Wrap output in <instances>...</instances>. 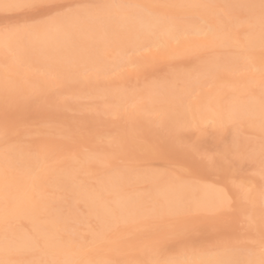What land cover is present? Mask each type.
<instances>
[{"label":"rangeland","instance_id":"rangeland-1","mask_svg":"<svg viewBox=\"0 0 264 264\" xmlns=\"http://www.w3.org/2000/svg\"><path fill=\"white\" fill-rule=\"evenodd\" d=\"M107 1L114 4L125 5H135L136 3V0H60V2L66 4H101ZM209 4L224 5V3L219 0L210 1ZM213 10H215L216 14L210 12L212 14H210L209 17L198 19L199 17L196 13H193L195 15L191 13L189 16H192V19L196 18L195 20H198L199 24H204L203 22L205 20L208 21L211 19L216 22L217 18H220V16H228L229 11L227 12L225 8H213ZM230 10L232 11L230 14L232 13L233 16H238V14L242 16L238 24L248 19V14L244 9L237 7L235 9L231 8ZM184 18L188 17H183L177 21L179 22ZM208 22V24L211 25L210 21ZM215 25L218 26V23ZM227 28L228 27H226V30ZM234 30L236 32V29ZM244 31H246V28L239 29L241 38L243 37ZM146 44L139 49H129V52L127 51L130 53H127V56L130 57L132 55L130 61H136V58H138L137 61H139L136 64L139 65L135 66V62L133 65L132 62H129L131 63L129 66L130 68L125 67L128 66L126 65L128 64L127 61L125 65L124 62L117 67L107 65V69L103 73H95V70L92 68L83 69L81 73L83 77H85L84 80L87 81L86 78H88L89 82L95 81V86L97 87L98 85L99 87L97 91H95V87L91 88L89 85L87 86V82L84 81L83 78L81 79V77H76L75 79L77 81H75V79L71 80L73 78H69L66 81L65 77L62 79V74L59 73V71H49L44 67L30 65L25 61L20 64L21 62L19 63L16 60L15 62L18 63H16V67H18L16 69L20 71V73H18L20 78L19 81L23 85L25 92L37 95L46 94L55 101L52 109H41L33 105L28 110L25 117L17 122L16 129L18 135L15 140L16 145L19 147L22 146L25 149L27 148L26 150H28L30 154L36 150L34 154L38 151L36 154H42V156L48 155L49 157L47 156L46 160L41 161L43 164L52 167H57L59 164L63 163V165H67L68 163L79 162L80 158L91 153L100 154L101 163L94 161L92 164L96 166L88 170L80 169V171L76 173L77 181L88 182L89 184L94 182L91 175H97L103 171L124 169L125 167H127V169L131 168L135 172L140 170L147 171L148 169L156 172L168 171L171 175L176 176L179 173L173 170L174 159L177 158L178 154L190 150L193 146L199 149L200 152H207L209 155L226 151L230 152L240 158L242 167L233 169L227 177L211 169L196 170L190 175H187L194 180L199 179L197 181H201L202 183L209 182L208 184L215 186H225L223 189L229 190V198L224 206H220L213 210H201V215L196 221V227H189L186 231L184 230V219L187 211L177 216H168L169 218L166 217L168 220L160 218L162 221L155 217L149 216L146 217L147 219L144 217L145 219L134 221V225L130 223L133 226L128 225L129 228L131 227L130 229L127 228V224L122 225L121 222H119L117 223L118 228L122 226L121 229H119L120 231L116 232L114 249L112 247L107 248L106 252L114 253L116 247V252L118 250L122 256L128 257H126L124 261L143 259L146 258L143 251L145 245L150 244L158 236H174L176 232L181 231L185 232V243L170 244L169 255H187L193 252V248L206 253V250L212 248L221 240L246 239L245 232L248 227L247 217L250 214L247 203L242 200L240 195H236V191H238V185H244L246 183H249V186L252 184L251 187L254 184V188L258 187L256 189L260 191L264 190V178L260 175V165L258 161V152L262 135L259 125H257V127L251 124H243L242 121H234L232 123H222V125L218 126L211 118L206 117L203 118V120L194 119L189 122H180L175 126L172 124L168 127L161 123V112L156 109V107H153L155 108L154 110H156L153 111L151 108L152 106H148L145 103V99L139 95V92L148 82H160L168 79L167 77L171 74L183 73L185 72L184 70L192 71L191 69L194 70L199 66L202 60L215 58L218 57V55L223 56L224 53L232 55L234 52L238 53L239 48L229 45L220 46V48L205 46L201 48L200 51L189 53L174 54L172 52H164V55L162 54L160 57H155L153 55L152 58L154 60L149 58L147 62L145 59L147 57L145 52L148 53L149 49L155 51L156 47L150 43L148 46L151 47L147 48ZM241 47L244 46L242 45ZM258 49H260V47H258ZM222 51L223 53H221ZM251 51L253 52V49H250V55ZM109 53L111 52L109 51ZM133 53L137 56L135 57ZM236 53L233 55H237ZM138 55L142 57L140 58ZM259 56L261 58V52H259ZM241 57L242 56H240V59ZM251 57L253 58L254 56L251 55ZM109 58L110 56L107 57V59L111 61ZM241 60L240 65L237 67L231 69L223 68L224 71L221 69L224 75L226 76L225 73H227V76L231 75L230 78L237 79L244 71L250 74L251 72L254 74V72L256 73V71H258L255 66H247L246 63L248 60L244 57ZM251 62L249 63L253 65ZM242 64H244L243 67ZM122 66L124 67L122 68ZM3 67L4 64L0 63V68ZM124 70L125 72H123ZM9 72L11 71L9 70ZM11 74L13 73L11 72ZM32 76L33 79L43 77L46 80L44 81L45 84L42 85V83L39 85V83L35 84V82H32L33 84L31 82L28 84L29 79L32 80ZM119 76H121V78ZM254 76H256L257 79L255 77V79L252 78L251 81L247 82L252 90L258 88L256 83L258 82L257 80H260V73L258 72ZM226 77L225 81L229 78ZM214 78V73H211L202 75L198 80L199 82L191 86H186V88L181 84L178 89L182 90L184 88L186 92V94L182 96V102L187 104V102L193 100L199 93L201 94L202 90H211L212 87L216 85V81L215 84L213 83ZM78 79L83 81L80 82ZM68 81L72 82V84L69 85L70 82ZM177 81L180 80H175L173 82L174 85H176ZM225 81L223 78L221 82L218 81L219 84L217 85L221 87V85H224ZM63 82L67 86H64ZM82 82H85V84ZM83 84L85 87L81 88ZM242 85L241 83V86ZM107 87H112L114 90L117 89V91L124 92L127 89L129 93H133L127 98V102L126 100L124 103L122 102V106L117 107L115 105V107L113 106L114 103L108 102L107 104L104 102L106 101V96L102 92ZM121 88L122 90H120ZM228 90H232V88H228ZM0 93V118H2L3 102L2 92ZM133 94L135 96H133ZM164 101L165 99L161 101L160 104L164 103ZM144 103L146 105H144ZM137 106L145 108L138 111L135 109ZM84 148L88 149V153L83 151ZM2 149L3 142L0 141V150L2 151ZM257 149L258 151H256ZM253 152L256 153L257 158L249 159L250 154ZM122 161L123 163H121ZM105 163L109 166L105 167ZM137 184H135L136 186L134 187L136 190L141 192L145 190L146 185L144 183ZM44 189L49 192L43 196L48 194L47 196L50 197L48 199L52 201V206L56 204L55 199L60 198L64 201L65 205L61 206L59 211L66 220V217L69 216L67 220L69 222L68 224L72 225L74 221L73 224L75 228H68L70 232L75 231L76 234L80 236H88V230L93 226H95L94 228L97 227L93 219L85 218L84 214L86 208L82 201L73 199L72 201H74L75 204L73 209H69L68 206H66L67 201L71 200V193L68 192V190L56 188L54 184L52 185L50 183L45 184ZM233 190H235V192H232ZM47 196H45L44 199ZM259 207L262 209V205ZM72 212L76 213L77 216H81V219H79L81 221L71 218ZM260 214L261 211L257 216L258 219L256 218L257 220H259ZM222 221H230V223ZM27 224L28 222L24 219L17 218L13 220L12 227L20 226L22 229H27ZM60 230L65 229L60 228ZM88 241L90 242L89 239ZM119 243H121V247Z\"/></svg>","mask_w":264,"mask_h":264},{"label":"bare ground","instance_id":"bare-ground-1","mask_svg":"<svg viewBox=\"0 0 264 264\" xmlns=\"http://www.w3.org/2000/svg\"><path fill=\"white\" fill-rule=\"evenodd\" d=\"M210 1L218 0H136L135 5L152 6L147 9V11H150L153 14L152 17L147 16L146 11L141 8H128L122 10L113 9L111 10L113 20L107 27H85L82 30H77L71 37H62L54 42L38 43L35 46L27 48L18 53L16 60L19 63L21 62L20 64L25 61L30 65L32 64L41 66L49 71H59V73L62 74H60L62 76V79H64L63 77H65L66 81L69 78H73L71 80H74L76 77H81V79L83 78L84 80L85 77H83L81 73L83 69L92 68L95 70V73H103L107 69V65L117 67L119 64H122L124 62L125 65L126 61L128 63L126 65L128 66L125 67L130 66L131 63L129 62H132V65L135 62V66L139 65L136 64L139 61H137L138 58H136V61H130V59H132V55L129 57L126 54L129 52V49H139L146 43L147 48L151 47L148 46V44L150 43L156 47L155 51L149 49L148 53H144L145 55H147L146 58L143 56L146 61L149 58L153 59V55L155 57H160V55H164V52L182 54L193 51H200L201 48H204L205 46L219 48L220 46H228L229 44L224 43L222 39L214 38V36L223 37L226 32V27H228L227 30L231 29L233 32H235L234 29H236V26L242 16L239 14L238 16H233L232 13L230 14V12H232L230 10L231 8H225L227 12L229 11L227 17L220 16L219 18L223 21V24L225 26L224 30L215 25L217 23V20L215 22L211 19L208 21H210L211 23L210 26L214 35L205 36L203 35V32L206 30L205 25L202 23L199 24V21L195 20L196 18L192 19L193 17L189 16V14H198V19L209 17V15L212 13L216 14L213 8L189 9L171 7L173 5L181 4H209ZM219 1L223 2L224 5H242L246 3L259 2V0ZM0 2H11V0H0ZM101 4L114 3L107 1ZM235 8L237 7H233L232 9ZM183 17L188 18H184L179 22L177 21L178 19H181ZM240 45H243L246 48H250L251 50L253 49V52L251 51V55L254 56L251 62L253 63V65H251L249 61H247V63L245 61L244 62L247 64V66H255L256 70L258 69L256 73H258L261 60L259 56V52H261V49H258V47H260L259 27H256L255 33L251 40H244L243 38H241ZM109 51L111 53H109ZM221 53H223V51ZM233 54L231 55L229 53H224L223 56L218 55V57L215 58L211 56L213 58L204 61L202 60L201 64H199V66H197L194 70L200 73V78L202 77V75L214 73L215 78L213 79V83L215 84L216 81V85L213 84L214 86L211 90H202L201 94L199 93V95H197L193 100L187 102V104L182 102V96L186 94L184 89L186 88L185 84L181 83L184 85V88L181 90L176 88L173 82L175 80H180L181 82L185 81L188 74L194 71L193 69H191L192 71L184 70L185 72L183 73H174L168 77L166 76L168 79L164 81L162 80L160 82L154 83L148 82L147 85L145 84L144 88L142 87L143 89L139 92V95L145 99V103L148 106H152L151 108L153 109V111H156L154 110L155 108H153L156 107V109L161 112V123L164 126L169 127V125L172 124L175 126L180 122H189L194 119L203 120V118L206 117L211 118L212 121H214L215 124H218L219 126L223 123L221 121V114H223L225 118L230 113L235 114L237 117H239L247 109H249L250 107H254L256 109V118L254 120L236 119L235 121H242L243 124H251L253 126L259 125L260 127V80H257L258 82L256 83V85L258 86V88H256L255 90H252L250 88V85H248L247 83L251 81L252 78L255 79L256 76L254 75H256V73L254 72V74H252L251 72L250 74L249 72L245 73L246 71H244L243 74L241 73L239 78L235 79L230 78L231 75L227 76V73H225L226 76L229 77L227 78L222 72L223 68L231 69L240 65V60L243 57H241L240 59L239 52L236 53L237 55ZM108 55L110 56L109 59L111 61L107 59V57H109ZM136 56L137 55H135V57ZM138 56H140V58L142 57L141 55ZM0 63L4 64V69L0 68V92H2V81L6 63L5 53L2 47H0ZM16 63L17 62H15L14 64V62L9 61L8 70L13 73L12 75L14 79L19 80L20 78L18 76V73H20V71L16 69L18 68L16 67ZM244 64H242V67L244 66ZM123 67L124 66H122V68ZM123 72H125V70ZM119 77L121 78V76ZM222 77L224 78V81L225 77L227 78V80L225 81L224 85H221L220 87L217 84L221 82V80L223 79ZM35 79H33L32 76V80L29 79L28 84H30V82H35V84L39 83V85H41L42 83V85L45 84L44 81L46 80L43 77ZM86 79L87 81H84L87 82V86L89 85L91 88L95 87V91L99 89L98 85V88L95 86V81L89 82V79ZM75 81L77 80L75 79ZM82 83L85 84V82ZM241 83L243 84L242 86ZM63 84L64 86H67L64 82ZM70 84H72V82H70L69 85ZM84 84L81 88L85 87ZM228 88H232V90H228ZM120 90H122V88ZM128 91L129 90L127 89L125 90V92L119 90L117 91V89L114 90L112 89V87H107L102 92L106 96V101L104 102L107 104L108 102L114 103L113 106L116 105L117 107L122 106V102L124 103L125 100L127 102V98H129L133 93H129ZM133 96L135 95L133 94ZM164 99V103L160 104V102ZM145 103L144 105H146ZM144 108L145 107L142 106L135 107V109H137L138 111ZM26 149L22 146L19 147L17 145V158L21 159L25 163L15 173L16 184L19 187L22 199H24L26 196L34 203H39L41 206L47 205L48 211L46 214L40 217L39 220L33 214L22 211L19 214L18 218L24 219L28 222V224L27 229H22L20 226L12 227L13 231L18 237L22 238L26 233L33 230L36 223L40 222L41 220L49 229L52 230L60 228L68 230V228L70 229V227L71 229L75 228V225L73 224L74 221L72 225L68 224L69 222L67 220L69 216L66 217V220L59 211L60 207L65 205L63 200H61L60 198L55 199L56 204L52 206V201L48 199L50 198L49 196H47L48 194L45 195L47 197L44 199L45 196L43 195L49 192L48 190L46 191V189H44V185L48 183L52 185L54 184L56 188L68 190V192L71 193V200L67 201L66 203V206H68L69 209H73V206L75 205L74 201H72L73 199L82 201L86 208L84 214L85 218L93 219L96 225L97 220L95 217L98 211V197L102 196L103 200L107 202L108 206L115 211V216L109 218L110 230L107 231L103 236L94 238L90 234L98 230L97 227L94 228L95 226L88 230L89 234H87V238L90 240V251L82 252L77 248H72L67 252L59 254L57 256V258L59 259L82 261L117 259L120 261H124L127 256H122L118 250L116 252V247L114 253L106 252L107 248L112 247L114 249L113 246L115 245L114 239H116V232L120 231L119 229H121V226L123 224H127V228L130 229L131 227H128V225H131L130 223H133L136 220L145 219L149 216L159 219L164 218L166 220L167 218H169L168 216H177L191 209H200L202 211L213 210L220 206H224L229 198V190L227 191L223 189L225 188V186H215L212 184H208L209 182L202 183L201 181H197L199 179L194 180L187 175H185L183 180L178 181L175 178L177 175H171L170 173H168V171L156 172L152 171L151 169H148L147 171L140 170L137 172H135L131 168H129L128 171H123L121 169H117L114 171H103L100 174L91 175V177L94 179V182L91 184H89L88 182L77 181L76 173H78L80 169L88 170L91 167L96 166L92 164L93 162L90 164L84 163L87 156L80 158L79 162H73L70 164L68 163L67 165H63V163L59 164V166L57 167L43 164L39 174L35 175L31 170L36 166L35 157L39 156L40 160H46V157L48 155L45 154L46 156H42V154H36L38 151L34 154V151L36 150H34L33 153L30 154ZM256 151H258V149ZM96 161L99 163L102 162L101 159H98ZM137 183H144L146 185L145 190L142 192L136 190L134 187ZM248 184H244L250 189L249 198L252 203H247L248 210L249 214L254 217L258 225L259 220H257V216L262 210L259 206L264 204V199H262L261 196L262 191L256 189L258 187L254 188V184L252 187L251 183L250 186ZM232 192H235V190H233ZM236 195L241 196L239 190L236 191ZM71 218H74L77 221H81L79 220L81 219V216H77L76 213H73ZM119 222H121L122 225L118 228L117 223ZM132 225H134V223ZM74 233L76 234L75 231ZM120 244L121 243H119V245ZM42 256L44 258H51L50 255L45 256L43 253L36 254L35 256L29 255L23 258L39 259ZM176 257L181 259L208 258L207 255L200 256L199 254H194L193 252L187 255L179 254Z\"/></svg>","mask_w":264,"mask_h":264},{"label":"snow or ice","instance_id":"snow-or-ice-1","mask_svg":"<svg viewBox=\"0 0 264 264\" xmlns=\"http://www.w3.org/2000/svg\"><path fill=\"white\" fill-rule=\"evenodd\" d=\"M152 6L125 5V4H66L60 0H11V2H0V47L5 53V71L2 81L3 116L0 118V141L3 149L0 151V264H264V204L259 218V224L253 216L247 217L248 227L244 240H221L206 253L195 248L194 254L207 255L208 258H177L169 255V245L173 243L184 244V231L176 232L174 236H158L150 244L145 245L144 255L146 258L120 261L117 259L99 260H67L59 259L57 256L72 248L82 252L90 251L87 236H78L74 232L65 230H52L41 220L36 223L33 230L26 233L22 238L18 237L12 229L13 220L19 214L29 212L39 220L47 213V205L41 206L34 203L26 196L21 198L20 190L15 181V173L25 163L17 158V145L15 143L18 131L16 124L22 120L28 110L36 105L41 109H52L55 101L46 94H28L19 80L14 79L8 70V62H15L17 54L23 50L33 47L38 43L54 42L60 38L71 37L77 30L85 27H107L113 20L111 10H122L128 8H141L146 11L147 16L152 13L147 9ZM171 7L189 9H212L238 7L246 10L248 19L236 26V32L226 30L223 37H215L229 45L239 48V55L249 62L252 61L250 49L240 46V28H246L243 39L251 40L255 29L259 27V39L261 49L260 60V100L259 120L261 128L260 147L258 161L260 173L264 178V0L258 3H246L242 5H213V4H181ZM206 30L203 35H214L211 26L205 20ZM218 26L224 30L223 21L217 18ZM200 73L193 71L189 73L183 82L177 81L175 87L179 88L181 83L185 86L194 85L198 82ZM256 109L250 107L242 115L237 117L230 113L226 118L221 114L223 123H232L236 119L254 120ZM83 151L88 153V149ZM256 153H251L249 159H256ZM100 159V154H88L84 163L90 164ZM36 166L31 170L38 175L43 162L39 156L35 157ZM123 163V161L121 162ZM174 171L179 174L175 177L178 181L183 180L185 175H190L196 170H215L217 173L227 177L233 169L242 167L241 160L230 152L209 155L200 152L195 146L190 150L178 154L173 161ZM109 165L105 163V167ZM128 171L127 167L121 169ZM119 171V170H118ZM241 198L244 202L251 204L249 198L250 189L241 184L238 185ZM264 199V190L261 193ZM98 211L96 213L97 231L90 233L94 238L103 236L110 230L109 218L115 216L103 197H98ZM201 215L200 209H191L185 213L184 230L196 227V221ZM230 223V221H222ZM43 253L51 258L25 259V256H35Z\"/></svg>","mask_w":264,"mask_h":264}]
</instances>
